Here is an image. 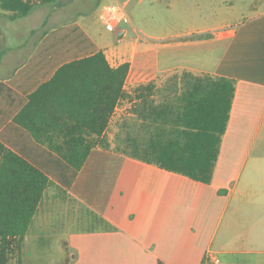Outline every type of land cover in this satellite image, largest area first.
I'll list each match as a JSON object with an SVG mask.
<instances>
[{"label": "crops", "instance_id": "1", "mask_svg": "<svg viewBox=\"0 0 264 264\" xmlns=\"http://www.w3.org/2000/svg\"><path fill=\"white\" fill-rule=\"evenodd\" d=\"M74 1L59 0L35 7L37 11L23 18L35 21L39 15L41 31L39 26L31 27L24 45L7 46L1 53L0 67L9 76L0 81L12 84L20 97L19 102H12L15 106L50 79L63 62L84 54L87 47L72 42L83 38L81 33L76 29L67 31L73 26L81 28L105 52L112 67L130 63L125 84L130 90L152 80L160 83L176 71L215 73L238 28L264 16V0H256L257 6L245 20L234 23L224 17L215 22L213 11L198 13L202 3L209 2L213 8V0H192L195 10L190 13L191 25L158 36L138 29L152 40L166 42H147L138 36L123 51L100 44V37L91 28L92 21L87 19L90 0L85 6H80L81 0ZM224 5L229 15L233 0H225ZM4 15L0 34L5 29L8 39L12 36L11 19L5 11ZM57 30L60 32L55 33ZM119 33L123 41L128 29L122 28ZM20 47L25 50L22 57ZM123 103L116 106L110 127ZM128 113L135 117L130 110ZM109 151H114L112 145ZM115 168L111 194L103 211L97 213L118 229L98 225L66 231L67 237L61 242H67L71 264H158V259L168 264H202L203 260L205 264H264L263 83L237 80L229 124L210 184L129 156H123ZM72 200L87 205L83 198L68 194L62 200V211L67 208L64 204L72 206ZM89 208L93 220L95 212ZM39 211L32 226L36 219L41 223ZM50 217L49 210L45 219Z\"/></svg>", "mask_w": 264, "mask_h": 264}, {"label": "trees", "instance_id": "2", "mask_svg": "<svg viewBox=\"0 0 264 264\" xmlns=\"http://www.w3.org/2000/svg\"><path fill=\"white\" fill-rule=\"evenodd\" d=\"M58 1L0 0V8L14 20ZM72 29L83 37L72 42L86 46L84 54L63 62L20 105L12 103L20 99L12 84L0 81V264H11L15 255L23 264L25 237L51 188L56 199L83 198L97 226L117 230L97 210L104 209L123 156L210 184L237 80L264 84V16L238 28L215 73L176 71L130 90V63L112 67L81 28ZM123 101L132 103L136 122L109 151L107 130ZM62 245L67 253L57 264H71L67 242Z\"/></svg>", "mask_w": 264, "mask_h": 264}, {"label": "rangeland", "instance_id": "3", "mask_svg": "<svg viewBox=\"0 0 264 264\" xmlns=\"http://www.w3.org/2000/svg\"><path fill=\"white\" fill-rule=\"evenodd\" d=\"M85 1L81 0L80 6H85ZM124 1L121 0V3H124ZM89 2L88 8L91 12L87 19L92 21L91 28L100 37V44L106 48L117 50L130 48L138 36L147 42H166L152 40L139 30L143 29L153 36L162 35L166 32H175L184 28L185 24H192L189 21L191 18L190 13L195 10L192 0H130L126 4L129 20L123 21L116 30H110L103 23L101 12L105 5L114 1L90 0ZM74 3H76V0ZM224 4L225 0H213V8H211L212 5L209 2L205 5L202 3L198 13L211 14V11H213L215 22L224 17H229L232 20L231 22L237 23L250 17L253 12L252 8L257 6L256 0H233L231 13L227 15L225 14L227 7ZM0 11L1 15L4 11L10 14L9 11L1 8ZM4 20L5 15L0 16V27H3ZM199 24V22L196 23V25ZM9 25L12 26V29L9 30L12 36L6 39L5 35L8 34L3 29L4 32L2 31L0 34V55L6 51L7 46L24 45L27 41L28 30L31 27L39 26V32L43 28L39 15L36 16L35 21L29 17H22L9 21ZM122 28L128 29V35L123 41H121L119 33ZM24 51L20 47L19 57L23 56ZM11 55L14 56L15 54ZM0 69L1 79L9 76V72L3 71L1 67ZM120 108L121 110H119L110 127L109 135L112 141L110 143L113 150H116L117 144L121 143L128 130L133 128L132 126L136 122L135 117L128 113L131 109L128 101H125ZM54 193V188L46 192L39 211V215H41L39 222L41 223L39 224L36 219V222L25 237L22 247L23 264H57L62 261L67 253L61 242L62 238L67 237L66 231L77 227L97 226L95 218L92 220L91 209L84 202H79L80 204L77 205L76 201L72 200L71 202H74L72 206L64 204V207L67 208L62 211V200L55 199ZM48 209L52 217L47 221L45 218L49 212ZM11 264H17L16 255L12 258Z\"/></svg>", "mask_w": 264, "mask_h": 264}, {"label": "built area", "instance_id": "4", "mask_svg": "<svg viewBox=\"0 0 264 264\" xmlns=\"http://www.w3.org/2000/svg\"><path fill=\"white\" fill-rule=\"evenodd\" d=\"M101 19L108 29L116 30L123 21L129 20L126 5L119 1L105 5Z\"/></svg>", "mask_w": 264, "mask_h": 264}, {"label": "water", "instance_id": "5", "mask_svg": "<svg viewBox=\"0 0 264 264\" xmlns=\"http://www.w3.org/2000/svg\"><path fill=\"white\" fill-rule=\"evenodd\" d=\"M120 37H121V35H120Z\"/></svg>", "mask_w": 264, "mask_h": 264}]
</instances>
